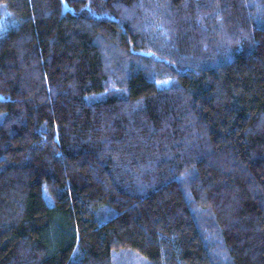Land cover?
<instances>
[{
	"label": "trees",
	"instance_id": "obj_1",
	"mask_svg": "<svg viewBox=\"0 0 264 264\" xmlns=\"http://www.w3.org/2000/svg\"><path fill=\"white\" fill-rule=\"evenodd\" d=\"M0 30V264H264V0H0Z\"/></svg>",
	"mask_w": 264,
	"mask_h": 264
},
{
	"label": "rangeland",
	"instance_id": "obj_2",
	"mask_svg": "<svg viewBox=\"0 0 264 264\" xmlns=\"http://www.w3.org/2000/svg\"><path fill=\"white\" fill-rule=\"evenodd\" d=\"M140 260H143L142 257L136 255L135 257H133L132 260L126 256L121 257L119 255H115L113 259V264H143Z\"/></svg>",
	"mask_w": 264,
	"mask_h": 264
}]
</instances>
